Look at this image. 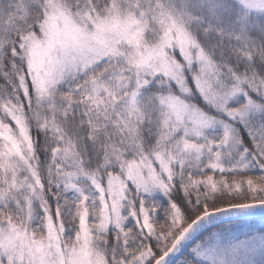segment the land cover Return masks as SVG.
<instances>
[{
  "label": "snow or ice",
  "instance_id": "obj_1",
  "mask_svg": "<svg viewBox=\"0 0 264 264\" xmlns=\"http://www.w3.org/2000/svg\"><path fill=\"white\" fill-rule=\"evenodd\" d=\"M0 264H264V0H0Z\"/></svg>",
  "mask_w": 264,
  "mask_h": 264
}]
</instances>
